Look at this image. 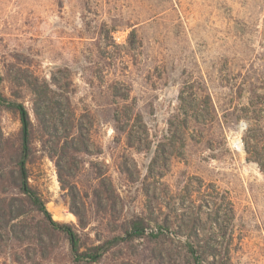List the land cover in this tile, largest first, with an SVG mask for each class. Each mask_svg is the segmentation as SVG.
<instances>
[{
  "label": "rangeland",
  "instance_id": "374dc122",
  "mask_svg": "<svg viewBox=\"0 0 264 264\" xmlns=\"http://www.w3.org/2000/svg\"><path fill=\"white\" fill-rule=\"evenodd\" d=\"M0 77L104 249L0 106V264H264V0H0Z\"/></svg>",
  "mask_w": 264,
  "mask_h": 264
},
{
  "label": "trees",
  "instance_id": "16d2710c",
  "mask_svg": "<svg viewBox=\"0 0 264 264\" xmlns=\"http://www.w3.org/2000/svg\"><path fill=\"white\" fill-rule=\"evenodd\" d=\"M1 80L2 78L0 77V82ZM0 106L6 108L7 110L17 112L20 116L21 133H22L21 142L16 147H13L12 154L14 156H12L11 154V156L8 155V157L10 159L11 157L17 159L16 160L17 183L19 182L18 185L21 186V191L27 196V199L31 204V206L35 210L41 212L44 215L49 227L60 230L67 235V238L70 243L71 251L78 260L84 258H89L91 261L98 260L104 252L102 246H95L93 248H89L88 250H92L91 253H88L86 251H80L77 234L73 230H71L69 226L51 219L48 211L46 210L45 203L43 202L39 194L28 184L26 162H27V155L29 152V138H28L29 122H28L27 112L25 111V109L21 104L10 101L1 92H0ZM4 140L5 138L2 136V133L0 132V152L3 150L2 145L4 144ZM256 161L261 165L260 162L261 160L256 159ZM142 231H143V225L139 223H133L131 225V232L133 235H141ZM115 241L118 242L117 239Z\"/></svg>",
  "mask_w": 264,
  "mask_h": 264
}]
</instances>
